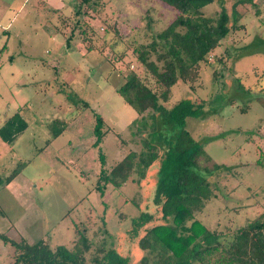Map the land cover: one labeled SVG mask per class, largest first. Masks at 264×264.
<instances>
[{
    "label": "rangeland",
    "instance_id": "rangeland-1",
    "mask_svg": "<svg viewBox=\"0 0 264 264\" xmlns=\"http://www.w3.org/2000/svg\"><path fill=\"white\" fill-rule=\"evenodd\" d=\"M12 3L21 6L23 0ZM76 3L27 0L14 17L0 1L1 26L10 24L0 27V127L17 113L27 122L12 142L0 136V180L27 162L10 183L0 185V234L29 244L45 239L52 247H71L84 234L94 248L124 246L131 254L126 240L131 218L157 210L154 171L142 181L137 173L122 183L115 179L102 190L97 183L128 152L140 155L146 149L145 135L133 134L131 127L138 113L117 88L137 69L134 47L150 43L175 11L160 0H95L97 12L90 9L82 17L85 40L76 34L68 48L73 24L61 28L60 23L73 17ZM238 9L247 12V33L235 46L224 40L201 64L196 88L178 82L165 103L205 101L206 116L187 118L185 128L206 152L196 170L212 190L196 217L219 230L240 227L264 212V2ZM219 10L218 2L203 8L208 15ZM215 55L223 61H214ZM153 112L148 109L144 117ZM97 115L104 118L98 142ZM12 253L0 239V264H9Z\"/></svg>",
    "mask_w": 264,
    "mask_h": 264
},
{
    "label": "trees",
    "instance_id": "trees-1",
    "mask_svg": "<svg viewBox=\"0 0 264 264\" xmlns=\"http://www.w3.org/2000/svg\"><path fill=\"white\" fill-rule=\"evenodd\" d=\"M160 1L175 11L174 18L151 36L150 43L134 47L137 69L131 70L117 88L138 113L131 127L135 126L133 134L145 135L146 149L140 155L134 150L128 152L97 183V189L102 190V184L106 186L115 179L122 183L137 173L142 181L154 171L156 212L141 210L131 218L126 237L131 243V254L124 246L100 244L94 248L84 234L71 247H52L45 239L29 244L23 238L15 241L0 234V239L13 247L9 264H264V212L240 227L224 230L210 228L196 217L211 199L212 190L208 179L196 170L199 158L206 152L185 125L189 117L206 116L205 101L200 97L182 98L170 107L165 105L178 82L196 88L201 64L209 62L210 55L224 40L231 39L232 46L238 44L247 33L243 22L247 12H241L239 5L254 0H235L231 10L227 7L231 0ZM214 2L220 4V10L205 14L203 8ZM94 3L95 0H77L73 17L61 21V28L73 24L66 37L68 48L76 34L85 40L83 27L87 24L82 17L94 10ZM259 13L255 11L256 15ZM214 61L221 63L223 59L215 55ZM213 76L217 78L216 69ZM239 88L245 91L243 84ZM150 108L154 112L144 117ZM103 123L104 118L97 115V142L103 135ZM26 128L27 122L17 113L0 127V136L12 142ZM64 128L61 126L54 137ZM164 129L171 132L168 137L163 134ZM26 163H20L4 181L0 180V185L10 183ZM220 167L221 164L215 165Z\"/></svg>",
    "mask_w": 264,
    "mask_h": 264
},
{
    "label": "crops",
    "instance_id": "crops-1",
    "mask_svg": "<svg viewBox=\"0 0 264 264\" xmlns=\"http://www.w3.org/2000/svg\"><path fill=\"white\" fill-rule=\"evenodd\" d=\"M1 1V0H0ZM27 0H23V4L26 2ZM40 1H45V0H40ZM51 1V0H50ZM4 2H6L7 4H8V6H9V11H12V15H14V17H16L17 15H18V11H20V10H22V7H23V4H21V6H16V5H14L13 6V3H12V0H4ZM54 6H55V4L54 3H52ZM57 5V4H56ZM18 9V10H17ZM14 19V18H13ZM2 20H3V18L1 19V17H0V27H5L4 29H8L10 26V24L9 25H7V26H1V22H2ZM7 45V44H6ZM5 44L2 46L3 48H6L7 46H6Z\"/></svg>",
    "mask_w": 264,
    "mask_h": 264
}]
</instances>
